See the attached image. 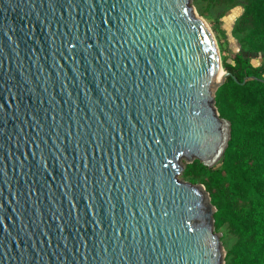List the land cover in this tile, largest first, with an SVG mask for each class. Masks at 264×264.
I'll return each mask as SVG.
<instances>
[{
  "label": "water",
  "instance_id": "95a60500",
  "mask_svg": "<svg viewBox=\"0 0 264 264\" xmlns=\"http://www.w3.org/2000/svg\"><path fill=\"white\" fill-rule=\"evenodd\" d=\"M229 75L191 0H0V264H224Z\"/></svg>",
  "mask_w": 264,
  "mask_h": 264
},
{
  "label": "trees",
  "instance_id": "16d2710c",
  "mask_svg": "<svg viewBox=\"0 0 264 264\" xmlns=\"http://www.w3.org/2000/svg\"><path fill=\"white\" fill-rule=\"evenodd\" d=\"M238 21L248 29L254 45L264 42V0H245ZM227 76L215 92L219 115L230 123V135L221 164L208 168L198 160L182 173L201 183L215 207L214 228L227 224L237 236L225 264H264V79L262 68L241 53L222 61ZM254 77V78H250ZM235 78V79H234ZM244 83H242V81Z\"/></svg>",
  "mask_w": 264,
  "mask_h": 264
},
{
  "label": "rangeland",
  "instance_id": "374dc122",
  "mask_svg": "<svg viewBox=\"0 0 264 264\" xmlns=\"http://www.w3.org/2000/svg\"><path fill=\"white\" fill-rule=\"evenodd\" d=\"M191 3L195 7L197 13L207 23L213 34L221 67L223 68V60L231 62L232 54L241 53L250 64L262 68L261 76L264 79V42H260L259 37V41L257 42L259 44L253 46L252 43H254V37H249V30L246 29L241 31L238 27V21L245 9L246 1L191 0ZM220 164L221 159L217 164L207 167L217 168ZM178 179L190 182L189 176L183 174H179ZM215 231L220 234V241L224 250L225 264L228 260L226 253L237 241V236L229 230L227 224H222L220 227L216 228Z\"/></svg>",
  "mask_w": 264,
  "mask_h": 264
},
{
  "label": "bare ground",
  "instance_id": "6f19581e",
  "mask_svg": "<svg viewBox=\"0 0 264 264\" xmlns=\"http://www.w3.org/2000/svg\"><path fill=\"white\" fill-rule=\"evenodd\" d=\"M222 74L223 73L220 71L219 72V81L222 79ZM220 159H221V155H219V157H217V159L210 166L217 164L220 161Z\"/></svg>",
  "mask_w": 264,
  "mask_h": 264
}]
</instances>
